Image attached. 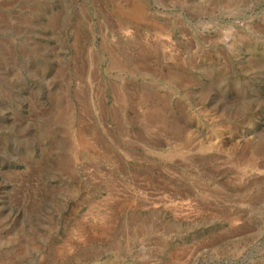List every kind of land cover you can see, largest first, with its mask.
<instances>
[{"label": "rangeland", "instance_id": "rangeland-1", "mask_svg": "<svg viewBox=\"0 0 264 264\" xmlns=\"http://www.w3.org/2000/svg\"><path fill=\"white\" fill-rule=\"evenodd\" d=\"M0 264H264V0H0Z\"/></svg>", "mask_w": 264, "mask_h": 264}]
</instances>
